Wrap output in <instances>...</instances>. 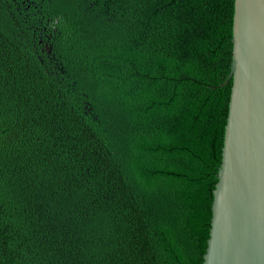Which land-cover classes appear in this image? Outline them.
Returning a JSON list of instances; mask_svg holds the SVG:
<instances>
[{"label":"trees","instance_id":"trees-1","mask_svg":"<svg viewBox=\"0 0 264 264\" xmlns=\"http://www.w3.org/2000/svg\"><path fill=\"white\" fill-rule=\"evenodd\" d=\"M234 0H0V264H203Z\"/></svg>","mask_w":264,"mask_h":264},{"label":"water","instance_id":"water-1","mask_svg":"<svg viewBox=\"0 0 264 264\" xmlns=\"http://www.w3.org/2000/svg\"><path fill=\"white\" fill-rule=\"evenodd\" d=\"M232 82L203 264H264V0H234Z\"/></svg>","mask_w":264,"mask_h":264}]
</instances>
